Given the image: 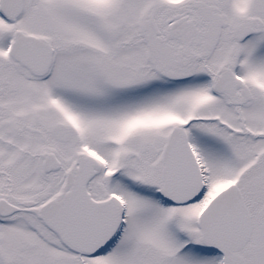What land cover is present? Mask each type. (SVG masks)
<instances>
[{
	"label": "snow or ice",
	"instance_id": "snow-or-ice-1",
	"mask_svg": "<svg viewBox=\"0 0 264 264\" xmlns=\"http://www.w3.org/2000/svg\"><path fill=\"white\" fill-rule=\"evenodd\" d=\"M0 264H264V0H0Z\"/></svg>",
	"mask_w": 264,
	"mask_h": 264
}]
</instances>
